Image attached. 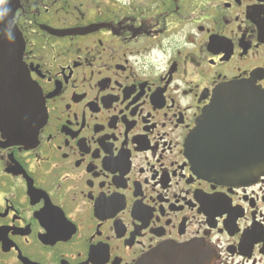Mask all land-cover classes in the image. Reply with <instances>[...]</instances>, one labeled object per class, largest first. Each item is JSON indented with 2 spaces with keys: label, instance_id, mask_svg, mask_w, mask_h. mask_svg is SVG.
<instances>
[{
  "label": "flooded vegetation",
  "instance_id": "flooded-vegetation-1",
  "mask_svg": "<svg viewBox=\"0 0 264 264\" xmlns=\"http://www.w3.org/2000/svg\"><path fill=\"white\" fill-rule=\"evenodd\" d=\"M17 4L0 264H264V0Z\"/></svg>",
  "mask_w": 264,
  "mask_h": 264
},
{
  "label": "water",
  "instance_id": "water-1",
  "mask_svg": "<svg viewBox=\"0 0 264 264\" xmlns=\"http://www.w3.org/2000/svg\"><path fill=\"white\" fill-rule=\"evenodd\" d=\"M16 4H17V0H4V3L2 5H0V36L3 35V39L0 40V58H3L5 61L7 60L10 63H13L14 69L16 68L17 63L21 59L20 38H19V35L16 32L15 28H14V24H13V28H14L13 40L9 37L7 38L5 36V34L8 32V30L11 28V25H12L11 19L9 21H7L6 14L9 13V11H11V9L13 12L14 7H16ZM11 15H12V13H11ZM9 79L11 80L10 77H9ZM6 93H8L9 96L11 95L10 92H6ZM6 100L7 101H6L5 109L7 108V109L14 110L15 107L13 105V102L9 98H7ZM32 102L33 101L31 100V104L28 105L29 110H31V111L35 110V109H33ZM193 157L195 159L199 158V156L197 154H194ZM211 165L213 166L214 164L211 163ZM165 252H167L168 254L178 253V251H176V250H165ZM140 264H151V255L150 254L147 255L142 260V262H140Z\"/></svg>",
  "mask_w": 264,
  "mask_h": 264
},
{
  "label": "clouds",
  "instance_id": "clouds-1",
  "mask_svg": "<svg viewBox=\"0 0 264 264\" xmlns=\"http://www.w3.org/2000/svg\"><path fill=\"white\" fill-rule=\"evenodd\" d=\"M4 3V0H0V5H2Z\"/></svg>",
  "mask_w": 264,
  "mask_h": 264
}]
</instances>
